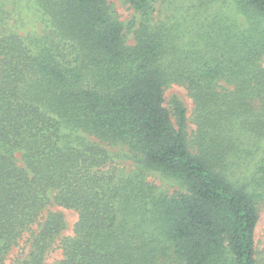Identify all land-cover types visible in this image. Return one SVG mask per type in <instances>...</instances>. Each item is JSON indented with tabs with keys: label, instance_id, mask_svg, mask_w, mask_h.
<instances>
[{
	"label": "trees",
	"instance_id": "obj_1",
	"mask_svg": "<svg viewBox=\"0 0 264 264\" xmlns=\"http://www.w3.org/2000/svg\"><path fill=\"white\" fill-rule=\"evenodd\" d=\"M125 1L0 0V264H264V0Z\"/></svg>",
	"mask_w": 264,
	"mask_h": 264
},
{
	"label": "rangeland",
	"instance_id": "obj_2",
	"mask_svg": "<svg viewBox=\"0 0 264 264\" xmlns=\"http://www.w3.org/2000/svg\"><path fill=\"white\" fill-rule=\"evenodd\" d=\"M119 15L120 20L129 27L131 25V21L136 16V11L134 8H132L125 0H111ZM164 10V9H163ZM163 14V11H162ZM21 19V20H20ZM10 23L15 25L17 29H19L23 33H27V31H41L43 28V25L40 20L37 19V15L34 14V11L22 9V12H20L18 15H16V19H11ZM129 38L130 42L133 41V34L129 32ZM177 95L179 96L184 104L187 107L189 124L190 129L195 128V124L192 122L193 118V112H194V102L192 98L190 97L188 90L181 85L173 84L171 85L167 91H166V99L169 100L172 96ZM127 165L131 163V161L125 162ZM151 182H154L158 186H161L162 189L167 190L169 193H174L177 189H179L178 184H176L174 181H171L164 176H162L160 173H152L149 178ZM51 210H60L64 213L66 221H67V227L63 231L62 235H72L74 231V225L78 220V213L69 208H65L62 206L55 205L51 207ZM26 237L21 241L19 246L14 247L8 254L6 264H10L12 260L20 253H26L28 250V243L25 242ZM255 241H256V249L259 253L264 249V203L261 205L260 209V218L256 227L255 232ZM63 252L61 248L56 246L53 250H51L48 253L46 262L48 264H52L55 260H58L62 258ZM261 255L259 254L258 259H261Z\"/></svg>",
	"mask_w": 264,
	"mask_h": 264
}]
</instances>
